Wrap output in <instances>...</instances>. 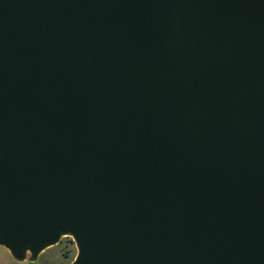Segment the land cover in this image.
Instances as JSON below:
<instances>
[{
	"label": "water",
	"instance_id": "95a60500",
	"mask_svg": "<svg viewBox=\"0 0 264 264\" xmlns=\"http://www.w3.org/2000/svg\"><path fill=\"white\" fill-rule=\"evenodd\" d=\"M72 264H264V0H0V247Z\"/></svg>",
	"mask_w": 264,
	"mask_h": 264
},
{
	"label": "rangeland",
	"instance_id": "374dc122",
	"mask_svg": "<svg viewBox=\"0 0 264 264\" xmlns=\"http://www.w3.org/2000/svg\"><path fill=\"white\" fill-rule=\"evenodd\" d=\"M77 254L74 243L70 238L62 241L42 252L36 261H15L12 256L0 247V264H72Z\"/></svg>",
	"mask_w": 264,
	"mask_h": 264
}]
</instances>
